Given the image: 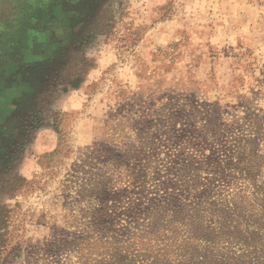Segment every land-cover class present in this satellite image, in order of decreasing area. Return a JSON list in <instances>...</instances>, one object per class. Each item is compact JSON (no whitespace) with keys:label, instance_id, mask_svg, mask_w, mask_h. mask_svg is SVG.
I'll list each match as a JSON object with an SVG mask.
<instances>
[{"label":"rangeland","instance_id":"1","mask_svg":"<svg viewBox=\"0 0 264 264\" xmlns=\"http://www.w3.org/2000/svg\"><path fill=\"white\" fill-rule=\"evenodd\" d=\"M0 264H264V0H0Z\"/></svg>","mask_w":264,"mask_h":264}]
</instances>
